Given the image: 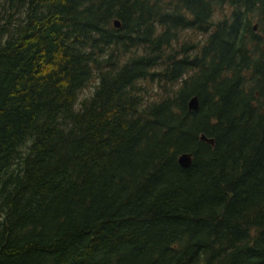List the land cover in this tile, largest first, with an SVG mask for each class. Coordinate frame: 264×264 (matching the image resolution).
I'll return each instance as SVG.
<instances>
[{"label": "trees", "instance_id": "1", "mask_svg": "<svg viewBox=\"0 0 264 264\" xmlns=\"http://www.w3.org/2000/svg\"><path fill=\"white\" fill-rule=\"evenodd\" d=\"M0 264H264V0H0Z\"/></svg>", "mask_w": 264, "mask_h": 264}, {"label": "water", "instance_id": "2", "mask_svg": "<svg viewBox=\"0 0 264 264\" xmlns=\"http://www.w3.org/2000/svg\"><path fill=\"white\" fill-rule=\"evenodd\" d=\"M113 25L115 28H119L120 24L117 20L113 22ZM199 103L197 98H192L189 103H188V109L190 112H195L198 110ZM200 140L204 141L205 143L214 146V141L212 139L206 138L204 135H201ZM192 163V156L191 154H182L178 158V164L181 166L183 169H188L191 166Z\"/></svg>", "mask_w": 264, "mask_h": 264}, {"label": "rangeland", "instance_id": "3", "mask_svg": "<svg viewBox=\"0 0 264 264\" xmlns=\"http://www.w3.org/2000/svg\"><path fill=\"white\" fill-rule=\"evenodd\" d=\"M92 88L91 86L87 87L86 89H84L81 93H80V96H79V100L80 99H83L84 97L88 96L91 91H92Z\"/></svg>", "mask_w": 264, "mask_h": 264}]
</instances>
